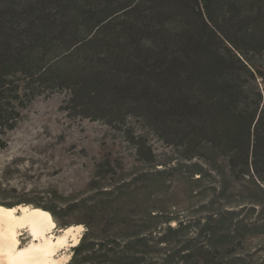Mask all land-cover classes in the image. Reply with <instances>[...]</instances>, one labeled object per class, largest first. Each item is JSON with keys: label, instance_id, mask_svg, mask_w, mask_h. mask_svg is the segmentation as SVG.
Wrapping results in <instances>:
<instances>
[{"label": "trees", "instance_id": "trees-1", "mask_svg": "<svg viewBox=\"0 0 264 264\" xmlns=\"http://www.w3.org/2000/svg\"><path fill=\"white\" fill-rule=\"evenodd\" d=\"M255 57L264 0H0V150L22 109L66 90L69 113L114 126L143 117L177 153L162 162L138 134L134 169L100 160L81 198L1 196L0 207L33 204L56 227L84 224L67 264H264V197L233 191L247 180L264 194ZM178 174L211 181L207 214L159 206Z\"/></svg>", "mask_w": 264, "mask_h": 264}, {"label": "rangeland", "instance_id": "rangeland-1", "mask_svg": "<svg viewBox=\"0 0 264 264\" xmlns=\"http://www.w3.org/2000/svg\"><path fill=\"white\" fill-rule=\"evenodd\" d=\"M254 64L264 69V58L255 57ZM258 86L264 87L261 78ZM68 96L66 90H47L22 109L17 127L7 134L8 146L0 150V197L9 201L43 200L46 195L57 200L61 196L68 200L81 198L78 194L88 187L100 160L110 159L118 174L134 169L136 152L132 138L138 134L148 138L162 162L177 157L175 148L159 137L143 117L130 116L125 124L114 126L105 120L76 116L66 110ZM168 182L169 192L162 195L159 206L168 205V209L180 217L205 214L206 204L218 199L210 189L209 179L195 181L189 179L188 174H178ZM257 189L254 183L245 180L237 183L233 191L236 199L263 198V192ZM79 225H83L81 238L86 226ZM63 229L55 226L54 232L59 234ZM18 237L20 247L32 241L27 229H22ZM249 243L256 257L263 256L261 239L254 238ZM73 246L58 250L56 257L68 255L65 263L58 264L70 261Z\"/></svg>", "mask_w": 264, "mask_h": 264}, {"label": "bare ground", "instance_id": "bare-ground-1", "mask_svg": "<svg viewBox=\"0 0 264 264\" xmlns=\"http://www.w3.org/2000/svg\"><path fill=\"white\" fill-rule=\"evenodd\" d=\"M83 225H72L54 232L51 217L33 206L20 204L0 207V264H58L65 263L68 255L56 257L59 249L77 245ZM27 229L32 241L19 246V235Z\"/></svg>", "mask_w": 264, "mask_h": 264}]
</instances>
